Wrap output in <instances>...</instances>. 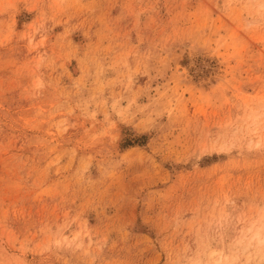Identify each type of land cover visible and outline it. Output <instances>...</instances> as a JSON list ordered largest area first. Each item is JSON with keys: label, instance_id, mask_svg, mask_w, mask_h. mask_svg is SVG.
<instances>
[{"label": "rangeland", "instance_id": "374dc122", "mask_svg": "<svg viewBox=\"0 0 264 264\" xmlns=\"http://www.w3.org/2000/svg\"><path fill=\"white\" fill-rule=\"evenodd\" d=\"M264 203V0H0V264H192Z\"/></svg>", "mask_w": 264, "mask_h": 264}, {"label": "clouds", "instance_id": "9594fccd", "mask_svg": "<svg viewBox=\"0 0 264 264\" xmlns=\"http://www.w3.org/2000/svg\"><path fill=\"white\" fill-rule=\"evenodd\" d=\"M199 238L192 264H264V203L213 216Z\"/></svg>", "mask_w": 264, "mask_h": 264}]
</instances>
